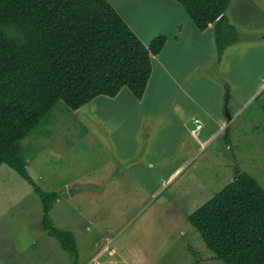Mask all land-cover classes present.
Returning <instances> with one entry per match:
<instances>
[{
  "label": "rangeland",
  "instance_id": "374dc122",
  "mask_svg": "<svg viewBox=\"0 0 264 264\" xmlns=\"http://www.w3.org/2000/svg\"><path fill=\"white\" fill-rule=\"evenodd\" d=\"M108 1L132 26L150 20L148 6L146 14L132 9L137 0ZM263 14L264 0H233L228 17L239 40L221 56L209 34L198 39L189 33L163 57L176 68L174 82L155 63L147 103L127 87L77 110L61 100L21 140L20 151L35 182L60 194L49 215L56 227L75 234L77 256L47 233L41 197L4 164L0 264H226L212 258L188 216L238 172L264 186ZM169 110L170 123L154 133ZM155 111L162 115L150 124L146 113ZM187 140L198 148L168 179L184 163Z\"/></svg>",
  "mask_w": 264,
  "mask_h": 264
},
{
  "label": "trees",
  "instance_id": "16d2710c",
  "mask_svg": "<svg viewBox=\"0 0 264 264\" xmlns=\"http://www.w3.org/2000/svg\"><path fill=\"white\" fill-rule=\"evenodd\" d=\"M177 1L199 30L214 25L219 56L238 42L226 13L232 0ZM166 42L160 34L146 45L108 0H0V168L10 166L33 186L44 206L42 226L75 258V234L49 215L60 194L35 182L20 142L61 100L77 110L124 87L142 99L152 57ZM188 218L212 258L264 264V186L250 173L238 172Z\"/></svg>",
  "mask_w": 264,
  "mask_h": 264
},
{
  "label": "crops",
  "instance_id": "0c3cea01",
  "mask_svg": "<svg viewBox=\"0 0 264 264\" xmlns=\"http://www.w3.org/2000/svg\"><path fill=\"white\" fill-rule=\"evenodd\" d=\"M154 1H155L154 3L156 4V6H154V4L152 3V0H147L146 4L141 2V0H137V2L132 6V9H134L136 15L138 13L146 14L147 13L146 8L148 6V8L150 9V12L147 13V16H149V18H150L149 21H147V18H145L144 22H142V23L134 20V26H132L129 23V21H127L121 15L125 19V21L129 24V26L134 30V32L139 36V38L146 45H149L151 43V41L153 40V38L160 35V34H164L167 36V42H166L163 50L161 51V53H159L157 55H153V57H152L153 71H152V74H151V77H150V80H149V83H148V86L146 88V91H145L143 98L138 100V102L140 104L147 103V100H148L149 96L151 95V94L149 95V92L152 91L151 83L155 78V63L156 62L159 63V65L162 67L164 73L166 72V76L171 75V78L169 79L167 76V79H169L173 82L175 81L177 76H175L176 74L173 73V71H175L176 68L171 66L172 65L171 63H165L163 61V57L166 56L167 54L171 53L174 49H177L180 45H182L183 41L187 38L189 33H191L192 36H195L198 39H201L204 36H208L207 34H209L211 44L215 43V45H216L215 28H214L213 24H211L205 31H201L193 23V21L191 20V18L189 17L187 12L185 11L184 7L181 6V4L178 5L177 3H174V0H154ZM228 10H229V8L227 9V12H226L227 16H228ZM134 17H135V15H134ZM229 20L231 22L230 18H229ZM232 24H234V23H232ZM212 29H213V31H211ZM261 39L264 40V37ZM189 43H192V40H190ZM216 47H217V45H216ZM212 60H214V57ZM198 74L196 75V78L200 76ZM177 81L179 84L178 86L183 85V82L181 80H177ZM260 86L263 87L264 82H262L260 84ZM121 92L122 91H120L118 96L120 94H122ZM102 96H105V95H100L96 99H98L99 97H102ZM102 103L103 102H101V104ZM169 111L170 112L167 113V116H164L161 113H158L156 111L149 113V114L146 113L147 119H149L151 117L153 118L149 122L150 124H153V122L156 121L155 120L156 117L162 115V117H161L162 120L160 122H158L155 125V127H153V129H155L154 133L158 134L159 130L162 129V126L164 124L167 125L170 123V122L168 123L167 120L169 117L172 116V111L171 110H169ZM184 121H185V119H184ZM218 125H220L219 129L226 128V126H227L226 119L221 118ZM198 128H199V125H198V127H193L192 133L195 134ZM211 136L212 135H210L209 138H207V139H210ZM183 144L184 145H183L182 149H184L186 151V153H188V154H184V159L182 161L184 163L182 165H180L178 168H176L171 173V175L168 179H171L180 170V168L186 163V161L188 159H190V157L193 156V153H195L197 148H198V146L196 144L190 148L188 140H187V142L183 141Z\"/></svg>",
  "mask_w": 264,
  "mask_h": 264
},
{
  "label": "water",
  "instance_id": "95a60500",
  "mask_svg": "<svg viewBox=\"0 0 264 264\" xmlns=\"http://www.w3.org/2000/svg\"><path fill=\"white\" fill-rule=\"evenodd\" d=\"M221 17H223V16H221Z\"/></svg>",
  "mask_w": 264,
  "mask_h": 264
}]
</instances>
